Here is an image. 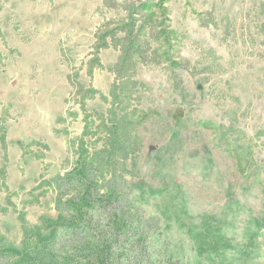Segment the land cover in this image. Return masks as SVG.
<instances>
[{
	"label": "rangeland",
	"instance_id": "1",
	"mask_svg": "<svg viewBox=\"0 0 264 264\" xmlns=\"http://www.w3.org/2000/svg\"><path fill=\"white\" fill-rule=\"evenodd\" d=\"M137 1L0 0L2 248L25 249L20 211L56 219L49 187L22 202L75 162L82 108L106 112L119 53L87 75L94 35ZM148 1L140 45L162 57L137 68V200L188 264H264V0ZM74 84L97 95L82 105Z\"/></svg>",
	"mask_w": 264,
	"mask_h": 264
},
{
	"label": "trees",
	"instance_id": "2",
	"mask_svg": "<svg viewBox=\"0 0 264 264\" xmlns=\"http://www.w3.org/2000/svg\"><path fill=\"white\" fill-rule=\"evenodd\" d=\"M149 5L148 0L132 2L124 21L106 23L95 33L87 75L102 67L101 50L112 48L119 53L108 69L116 78L109 106L105 113L82 108L83 131L73 143L75 162L63 175L42 180L22 202V209L33 205L32 198L38 201L49 187L55 194L56 219L41 216L30 225L24 210L20 211L17 220L25 249L19 253L2 248L0 236V264H188L167 239L161 218L149 214L137 200L133 184L140 178L143 140L139 127L146 115L142 96L136 93L142 87L137 68L139 63H157L162 57L160 46L148 50L140 45ZM74 87L81 104L97 95L90 88ZM100 99L108 103L104 96ZM35 191L39 194L34 195ZM43 232L47 234L42 236Z\"/></svg>",
	"mask_w": 264,
	"mask_h": 264
}]
</instances>
